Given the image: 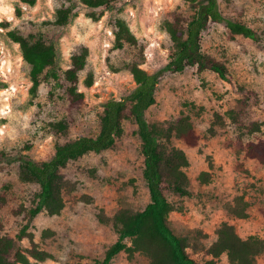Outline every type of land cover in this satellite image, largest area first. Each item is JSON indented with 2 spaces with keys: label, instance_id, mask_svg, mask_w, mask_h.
<instances>
[{
  "label": "rangeland",
  "instance_id": "rangeland-1",
  "mask_svg": "<svg viewBox=\"0 0 264 264\" xmlns=\"http://www.w3.org/2000/svg\"><path fill=\"white\" fill-rule=\"evenodd\" d=\"M67 1L35 0L31 5L22 0H0V150L11 155L25 154L43 161L53 155L58 143L97 134L105 102L135 86L130 64L140 63L153 72L167 63L171 40L163 22L173 11L191 18L203 0H122L113 16L98 10L92 18L91 12L81 10L68 26L56 25L55 11ZM219 8L227 18L257 30L260 40L233 35L224 22L212 23L203 34L202 50L227 65L229 79L211 70L199 72L196 67L167 73L157 88L156 103L146 113L148 121L159 128L189 115L200 136L196 146L176 137L161 139L164 148L183 149L189 158L185 170L190 194L179 196L171 190L166 194L176 208L169 224L185 240L189 256L199 263L210 258L206 251L224 222L232 224L242 237L257 234L264 238V165L245 155V144L264 140V130L240 137L226 115L238 107L243 97L239 87L244 86L256 93L249 97L247 121H264V0H219ZM115 16L127 21L136 44L115 46ZM10 31L43 38L59 48V78L43 84L35 98L30 94V66ZM81 47L89 51L87 65L80 72L79 87L85 101L70 109L64 71ZM89 78L92 85L87 87ZM218 114L222 123L217 121ZM59 121L68 124L65 132L53 128ZM123 127V135L111 148L88 152L61 170L68 184L65 208L58 215L40 213L29 229L35 242L55 257L41 264H97L118 238L113 223L100 218L111 220L120 209L140 211L150 201L138 126L128 119ZM240 162L249 174L238 168ZM204 170L212 172L209 183L197 178ZM38 189L37 183L20 178V162L0 165V193L6 196L0 206V234L17 242L26 219L16 210L23 204L30 206ZM238 195H244L250 204L247 218H236L230 212ZM44 230L54 234L49 236ZM22 244L29 246V239L24 238ZM149 262L144 253L130 258L122 251L112 264ZM218 264H230L227 255H222ZM254 264H264V253Z\"/></svg>",
  "mask_w": 264,
  "mask_h": 264
},
{
  "label": "trees",
  "instance_id": "trees-1",
  "mask_svg": "<svg viewBox=\"0 0 264 264\" xmlns=\"http://www.w3.org/2000/svg\"><path fill=\"white\" fill-rule=\"evenodd\" d=\"M34 4L35 0H22ZM194 1V0H193ZM122 0H68L57 7L55 11L56 25L66 27L81 10L94 12L102 10L113 16ZM224 22L233 35H243L255 41L260 40L257 30L242 21L227 18L219 8V0H203L193 12L191 18L184 17L178 11L171 12V18L163 22L164 30L171 40L170 54L167 63L149 72L140 63L130 64V72L135 82L134 88L119 98L105 102L100 118V128L95 135H82L75 139L58 143L53 155L43 161L32 159L28 155L14 156L0 150V165L20 162V178L26 182L39 185L30 206L21 205L16 213L23 214L25 225L17 235V242L8 235L0 234V264H41L54 255L39 246L34 240V234L29 231L33 219L42 212L48 215H58L65 208V191L67 182L61 173L72 160L88 152H102L111 148L123 135L125 120L133 119L138 126L141 139V152L144 157L143 177L146 181L150 201L144 209L132 212L128 209L118 210L111 220L103 217L102 221H111L117 230L118 238L106 250L102 260L97 264H112L116 255L125 251L132 258L137 252L144 253L150 259L148 264H218L222 255H227L230 264H254L257 257L264 253V238L251 234L242 237L229 222H224L217 239L207 249L210 257L204 263H199L189 256L183 237L177 235L169 224V216L175 205L169 200L166 191L171 190L179 196L190 194V179L185 168L189 158L183 149L164 148L161 139L171 140L172 137L183 140L189 146H196L200 136L189 115H182L167 128H159L151 124L146 116L147 110L156 103V91L161 79L167 73L183 72L189 67H196L199 72L211 70L222 79H229L227 65L219 59L210 56L202 50V37L212 23ZM115 35V46L123 48L125 44H136L137 39L127 21L115 16L112 24ZM13 42L19 44L24 61L30 66L32 86L30 94L33 98L38 95L40 87L52 79L59 78L60 52L56 43L43 38L24 36L14 31L9 32ZM88 48L81 47L71 58V63L64 71L67 82L66 94L69 108H79L85 101V94L80 90V72L87 65ZM92 85V79L85 82ZM243 97L238 101V107L228 110L226 115L240 137L260 133L264 130V121L248 122L246 118L249 97L256 93L239 87ZM217 121L223 122V117L216 115ZM59 132H65L68 124L59 121L52 124ZM245 155L264 165V140L248 141L245 144ZM212 166V165H210ZM238 168L249 174L250 171L243 162ZM198 180L209 183L212 172L201 171ZM6 202V196L0 193V206ZM249 202L244 195L235 198L231 214L236 218L249 216ZM3 224L0 220V232ZM44 233L53 235L52 230ZM28 238L30 245L22 244ZM126 240H130L128 245ZM76 264H83L78 262Z\"/></svg>",
  "mask_w": 264,
  "mask_h": 264
}]
</instances>
